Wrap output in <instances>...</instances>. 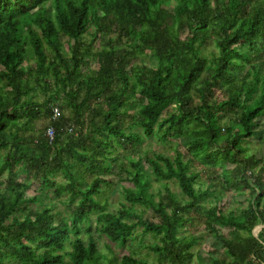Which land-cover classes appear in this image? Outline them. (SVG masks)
Listing matches in <instances>:
<instances>
[{"label":"trees","instance_id":"obj_1","mask_svg":"<svg viewBox=\"0 0 264 264\" xmlns=\"http://www.w3.org/2000/svg\"><path fill=\"white\" fill-rule=\"evenodd\" d=\"M261 118L264 0H0V264H105L95 233L123 247L138 227L155 239L154 264H209L193 250L208 237L225 251L208 252L212 264H264L253 231L264 157L244 144ZM155 135L191 157L153 152L150 173L138 157L126 168L118 147ZM112 175L130 185L109 210ZM243 189L246 207L226 210L224 195ZM64 194L68 216L45 202ZM106 264L153 263L125 253Z\"/></svg>","mask_w":264,"mask_h":264},{"label":"rangeland","instance_id":"obj_2","mask_svg":"<svg viewBox=\"0 0 264 264\" xmlns=\"http://www.w3.org/2000/svg\"><path fill=\"white\" fill-rule=\"evenodd\" d=\"M94 30V26L90 28V33ZM87 33L86 39H90L91 34ZM214 49V44L212 42L209 43L207 47L204 48L203 52L206 55H209L210 51ZM93 66L95 64L93 63ZM40 95V93H38ZM59 102L63 103V96L59 98ZM62 112L68 113V108H65L62 110ZM259 123L258 129L256 130L254 136H252L250 139L244 141V144H246L249 148V152L255 154L257 157H264V118L256 120ZM46 122L42 121L40 122V126H44ZM221 124L223 126L231 125L232 119L230 116H226L222 118ZM117 153L120 155V161L123 162L124 166L128 169H131L130 167V160L136 159L137 157L141 159V164L145 166V170L150 173L151 168L150 165L146 163L144 160V155L148 154L149 156L152 155L153 152H163L165 155L172 156L175 153V150L178 149L182 153L186 155V158L191 157L189 152L187 151V148L184 146H181L180 140L177 139H167L164 141H161L157 135L152 137H145L144 141L137 147V149H125L123 146L118 147ZM197 169L202 171H207L206 169L209 168L208 166H201L197 165ZM116 169V168H114ZM204 171V172H205ZM6 174H4L5 176ZM126 176V175H124ZM206 173H203L202 177L200 178V182L206 181ZM113 179L115 180V184L112 186V188H109L106 193L101 194L100 197L103 201H106L107 208L109 210H112L115 207H118L120 202H126L123 195L124 185L129 186L130 184L127 181H119L117 179V176L112 175ZM56 180H63L62 176L58 174L56 176ZM170 188L176 192L179 196H181V190L178 184L175 182V180H170L169 182ZM153 187L155 191H162L164 194V187L162 183L154 182ZM39 186L37 183H34L32 187L27 191L29 195H33L36 192H39ZM248 189H245L243 192H237L235 190H231L224 195L222 202H225V209H239L243 205H247V201H249L250 194L248 192ZM67 195L64 194L61 198H54L49 196L48 198H45L46 203H54V211L58 212L60 215L68 216V213L70 211L67 202H66ZM43 204L38 203L37 206H42ZM113 207V208H112ZM139 208V207H137ZM140 209V208H139ZM92 227L93 231L95 230V221L93 219L92 221ZM200 230H204V227L200 228ZM224 233L228 232L227 228H223ZM136 238L135 239H129L127 244L123 247L118 246L115 243L110 242L105 236H100L97 232L95 233V237L97 239V244L99 250L105 254L106 258L104 259L105 264L107 263L108 258H111L113 256H116L120 258L125 253H131L135 254L137 257H145L149 263H156V254L150 252L147 248V244H150L155 241V239L151 236V234H143L142 228L138 227V229L135 232ZM85 235V236H84ZM84 238H86V234H83ZM193 250L199 251L203 254V257L205 260L212 264L210 255L208 252H211L214 256H220L224 255V248H223V242L220 237H208L204 240L200 241L196 246L193 248ZM4 264H18L16 261H6Z\"/></svg>","mask_w":264,"mask_h":264},{"label":"built area","instance_id":"obj_3","mask_svg":"<svg viewBox=\"0 0 264 264\" xmlns=\"http://www.w3.org/2000/svg\"><path fill=\"white\" fill-rule=\"evenodd\" d=\"M59 115V109L58 107L54 108V116L57 117ZM47 136L52 140L55 136V129L53 127H48L47 131H46ZM264 231V229H261V231ZM264 245V242H263Z\"/></svg>","mask_w":264,"mask_h":264},{"label":"crops","instance_id":"obj_4","mask_svg":"<svg viewBox=\"0 0 264 264\" xmlns=\"http://www.w3.org/2000/svg\"><path fill=\"white\" fill-rule=\"evenodd\" d=\"M245 189L241 190L240 192H243ZM248 204V201H247ZM262 205H264V199L262 201ZM246 207V205H243L241 208ZM261 229H264V223H259L255 228H254V234L258 235Z\"/></svg>","mask_w":264,"mask_h":264},{"label":"bare ground","instance_id":"obj_5","mask_svg":"<svg viewBox=\"0 0 264 264\" xmlns=\"http://www.w3.org/2000/svg\"><path fill=\"white\" fill-rule=\"evenodd\" d=\"M85 236V235H84Z\"/></svg>","mask_w":264,"mask_h":264}]
</instances>
